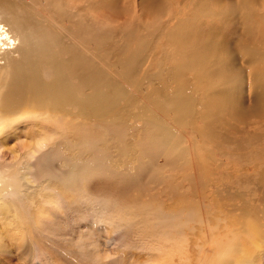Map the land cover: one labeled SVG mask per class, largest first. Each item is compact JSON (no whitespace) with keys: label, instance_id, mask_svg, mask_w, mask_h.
I'll return each mask as SVG.
<instances>
[{"label":"rangeland","instance_id":"obj_1","mask_svg":"<svg viewBox=\"0 0 264 264\" xmlns=\"http://www.w3.org/2000/svg\"><path fill=\"white\" fill-rule=\"evenodd\" d=\"M10 1L22 13L26 39L51 30L20 2L62 19L70 33L79 31L89 50L83 53L107 75L119 61L112 52L129 49L133 89L121 83L124 99L112 120L71 119L65 112L40 109L36 118L4 123L0 264H143L146 245L158 238L184 239L194 254L201 239L244 236L247 221L258 225L260 242L245 264H264L259 191L264 108L260 113L252 107L250 66L239 49L254 39L244 37L237 19L226 24L221 18L228 6L238 9L241 0ZM262 1L255 0L259 6ZM189 25L200 41L180 40ZM210 34L228 59L230 74L240 79L236 123L229 122L221 103L211 135L205 111L222 95L226 71L207 54L198 55ZM56 39V47L71 45L64 37ZM42 76L49 78L45 72ZM160 84L167 96L186 97L189 109L177 115L156 109L147 98ZM208 88L216 96L209 99ZM146 117L164 132L144 124ZM152 137L168 143L154 156L149 155ZM247 204L255 208L253 217L241 213Z\"/></svg>","mask_w":264,"mask_h":264},{"label":"bare ground","instance_id":"obj_2","mask_svg":"<svg viewBox=\"0 0 264 264\" xmlns=\"http://www.w3.org/2000/svg\"><path fill=\"white\" fill-rule=\"evenodd\" d=\"M20 3L22 7L26 4L25 11L35 18L42 19V23L50 28L51 32L26 39L20 28L19 18L22 13L17 11V7L10 0H0V129L7 121L14 122L26 117L36 118L41 114L40 109H51L59 114L65 112L71 119L86 117L112 120L119 117V103L124 99L121 83L133 89L129 81L132 74L129 63L134 56L130 50L126 48L119 53L112 52L119 61L113 64L112 71L107 75L104 69L96 68L93 61L83 53V50L86 52L89 50L87 43L80 39L79 31L70 33L61 24L62 19L54 15L48 17L44 10L35 9L29 6V3ZM261 5H257L255 0H241L238 9L228 6L221 15L226 24L237 19L244 37L254 39L252 44L242 42L239 49L243 59L250 66L252 107L257 111L264 108V2ZM259 8L260 12L257 11ZM181 25L182 22H179L178 26ZM63 37L71 45L56 47L59 45L56 38ZM212 37L214 36L210 34L204 39L198 55L204 57L207 54L214 60L218 69L226 71V76L221 83L222 95L217 97V101H209L205 111L206 129L209 130L210 135L215 133V123L221 103L231 123H236L234 121H237L240 108L239 90L236 88L240 79L238 77L235 79L234 75L230 74L228 59L224 60L218 47L219 43L212 42L210 39ZM180 40L200 41L198 31L189 25L180 36ZM179 44L177 41L176 45ZM90 55L97 65L102 63V60L93 53ZM140 62L141 58H138L137 63ZM43 72L48 75L47 80L43 78ZM206 76L211 77L212 73L207 71ZM110 78H114V82H111ZM207 92L209 99L216 96L211 88H208ZM147 99H151L156 109L172 115L189 109L186 97L167 96L164 94L163 84L154 88ZM23 103H27V106H22ZM153 119L146 117L144 124L151 126L157 133L164 132L163 127L154 123ZM149 140L152 144L149 155L152 156L166 149L168 145L165 140L156 137ZM195 164L193 161L191 166L197 174ZM199 176L197 174L195 178ZM260 183L263 187H259V191L264 207V169L260 175ZM122 185H120L122 188H127L126 182ZM241 213L252 217L256 214L254 206L249 204L243 205ZM259 231L258 225L247 221L244 226V236L233 234L226 239H201L194 254L188 251L184 239L165 236L146 245V258L142 262L143 264H245L250 261L254 251L259 247ZM37 255L38 253L36 258H39Z\"/></svg>","mask_w":264,"mask_h":264}]
</instances>
